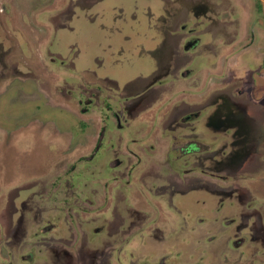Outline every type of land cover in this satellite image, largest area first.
I'll return each instance as SVG.
<instances>
[{
	"label": "rangeland",
	"instance_id": "rangeland-1",
	"mask_svg": "<svg viewBox=\"0 0 264 264\" xmlns=\"http://www.w3.org/2000/svg\"><path fill=\"white\" fill-rule=\"evenodd\" d=\"M179 1L0 0V35L9 36L0 43V264L50 263V250H71L82 231L87 235L93 227L97 233L90 243L85 240L84 251L103 264L162 263L159 257L174 252L180 259L170 264H230L227 242L245 208L235 203L226 210L199 187L211 179L196 181L198 174L187 172L191 159L171 142L185 129L171 133L164 120L180 99L193 103L216 81L230 84L227 93L236 105L250 107V116L255 112L254 154L261 157L256 163L261 175L239 178V183L264 198V0L185 2L205 4L207 20L190 17L189 7ZM147 9L151 18L142 27L151 30L141 32L144 49L158 47L155 27L171 21L189 28L198 20L203 27L187 37L199 36L205 63L200 74L183 76L180 72L192 66L180 56L179 68L159 85L152 67L134 63L129 71L136 88L121 92L119 103L127 110L129 103H142L118 127L113 94L124 81L93 77H103L104 69L92 57H104L107 68L112 49L104 53L96 40L84 38L89 41L91 30L99 38L116 39L117 28ZM163 10H170L172 19L162 22L157 16ZM98 23L104 34L94 27ZM167 40L165 49L172 50V39ZM218 47L223 57L229 54L221 58L215 78L210 61ZM143 84L155 87L144 90ZM129 95L133 100L124 98ZM125 112L120 115L129 116ZM195 123L186 125L189 133L191 126L197 130ZM187 175L198 187L186 189L184 196L170 194L172 187L166 185L181 186ZM230 217L232 225L223 222ZM234 249L231 264H264V251L255 244Z\"/></svg>",
	"mask_w": 264,
	"mask_h": 264
},
{
	"label": "flooded vegetation",
	"instance_id": "flooded-vegetation-1",
	"mask_svg": "<svg viewBox=\"0 0 264 264\" xmlns=\"http://www.w3.org/2000/svg\"><path fill=\"white\" fill-rule=\"evenodd\" d=\"M191 1L200 0H180L179 3L182 5L184 3L189 7L190 10H188V13L190 14V17L199 20H207L209 10L206 9V5L203 3L196 4L195 2L190 5L189 3H185ZM177 10L176 15L181 9ZM82 13H85L84 15H86L85 11ZM40 14L41 12H39V15ZM134 15V18L136 19L137 15ZM138 17L137 20H132V23L124 22L125 25L123 28H117L116 39L106 38L104 34L105 29H103L104 26L102 23H98L94 25V27L102 30L104 34L103 37L99 38L100 35L97 36L90 30L89 41L84 38V40L89 43L96 40L101 47L100 51L103 50L104 53L106 50L112 49L110 54L107 53L109 55L107 68L103 65V61H106L104 57H101V59L100 57H96V55L92 57V63H96L99 67L102 66L104 69L103 77H100L102 73L100 76L93 75V77L95 76L97 80H105V82L113 81L115 84L116 82L119 83L124 81L121 86L120 84L119 86H115V93L113 94V96L116 97V104L115 110L112 111V115L115 121V126L118 127L122 125L121 121L125 120L126 117L134 115L135 110H138V107L140 108L142 103L141 99L140 101H134L133 104L129 103L128 110L119 103L121 92L129 90L131 87L136 88L134 81L135 78H133V76L130 77L131 74L129 71L131 69L133 70L132 67L134 63H138L147 68H153L150 70V74H155L154 77H158L157 79H159L156 81L155 85H159L158 83L160 81L170 77V72L174 71L172 69L179 68V64L181 63L180 56L183 57V60L191 63L189 65L192 66L191 68H185L183 69V72H180L184 73L183 76H186L188 73H194V75L200 74L205 63L204 54L199 50L201 46L197 47L200 40L199 36L192 35L191 37H187V35L193 32L200 31L203 27V25H198V20L193 22V27L189 28H185V24L172 26L171 21L170 24L160 25L159 29L155 27V30L157 29L156 33L160 38L158 41V47L155 49L156 51H148L144 49L142 41L143 33L141 32L146 28L151 30L150 26H147L146 28L142 27V24L149 21L151 18V12L148 9L146 12L140 11ZM157 17L160 18L162 22L169 17L172 19V15L170 16V10H163V14ZM88 19L91 20L90 17ZM3 22L7 27L8 23L6 21ZM180 29H183V31H179ZM184 29L186 30L184 31ZM83 30L88 32V28H83ZM170 38L172 39L173 44L172 50L165 49V45H168L169 42L167 39ZM6 39H9V36L2 33L0 35L1 46L3 40ZM114 46L115 51L113 50ZM177 50H180V52L183 51L184 54L179 52V56H177ZM226 51L228 50H225V52ZM3 52L4 51L0 54ZM228 54L229 53L226 52V55ZM226 55L223 57V54L218 47V49L215 50L214 56H212L210 63L214 67L213 76L215 78L218 76L216 74V68H218L221 58L225 61ZM170 63H172V65ZM107 69L110 71L109 73H106ZM161 77L163 78L161 79ZM155 85L143 84L141 86H144V90H147V88L152 90V87H155ZM100 86L102 85L99 83V85L94 87L98 88ZM212 86L213 87H211L209 91L204 90L201 98L198 96L199 94H197L198 91H194L193 93L198 96V99L193 103H186L180 99L177 107H172L171 110H167V117L164 120V125H167V127L172 130L171 133H175L179 128L185 129L186 133L182 134V138L175 135L172 137L173 140L171 139V142H178L180 146L183 147L180 154H182V156H188L191 159L189 160L192 167H190L187 172L197 173L198 175L195 176L196 181H199L201 176L211 179L209 181L206 180L205 183L199 187L214 194L218 199V205L221 207L226 206V210H230L231 206L235 203H239L245 208V210L239 213L240 217H238V220L234 224V232H232L231 238L227 242V245L229 246L228 253L231 255V264L235 250L234 248H238L242 245L248 247L250 244H255V246L261 249V251H264V198H261L262 196H259L258 198L252 196L253 193L251 192V187L239 183V178H252L254 175H261L259 165H256V163L261 161L259 160L261 157L255 156L256 154H254L255 145L258 141V138L255 137L256 134L253 133L255 132L254 124H256V121L254 123L255 112H252V115L250 116V107H247L246 105H236V99L227 93L230 84L216 81ZM193 93L190 94L196 96ZM178 95L179 97H182L181 94ZM123 96L124 95H122V98ZM124 98L133 100L134 97L129 95ZM118 105L119 108L116 111ZM122 109H124V111H126L125 113L129 114V116L123 114L122 117L120 115ZM258 118L259 117L256 116V119ZM193 120L196 121L195 124L197 125V130L194 126H191L189 133L186 129V125L190 122L192 123ZM171 122L173 123L172 126L170 125ZM261 145L263 149L264 142H262ZM258 147L260 148L259 145ZM185 171L186 170L184 169V172ZM187 176L184 177L181 186L176 185L174 182L166 185L167 187H172L170 194L178 193L174 195L178 197L184 196L186 189H188V191H193L198 187V185L194 186L190 184L189 179L191 176ZM236 178L237 180H235ZM152 186L155 185H151V187ZM256 204L257 207L255 206ZM250 210H252L253 216L248 213ZM234 220L233 217H230L229 219H224L223 222L232 225ZM97 229V227L89 229L87 235L82 231L80 241L75 244L73 242L71 250L65 248H53L50 250L52 256L48 258L50 263L46 264H103V261L96 262L95 258H92L87 251H84L86 245L85 240L87 239V242L90 243L94 239ZM243 230H245V233L241 234V231ZM95 243L96 242L93 243V246H95ZM96 250L98 251L99 249ZM91 253L98 255V252H95V249H93ZM62 257L66 258L65 262H61ZM159 258L162 260V263L158 262L156 264H170V259H180V255L174 252L172 255H162ZM57 259L59 260L57 261ZM192 264L202 263L198 261Z\"/></svg>",
	"mask_w": 264,
	"mask_h": 264
}]
</instances>
